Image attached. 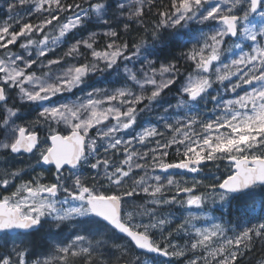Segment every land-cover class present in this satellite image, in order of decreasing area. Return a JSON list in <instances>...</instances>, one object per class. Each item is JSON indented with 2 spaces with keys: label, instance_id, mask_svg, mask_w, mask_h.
Listing matches in <instances>:
<instances>
[{
  "label": "snow or ice",
  "instance_id": "6c2138e0",
  "mask_svg": "<svg viewBox=\"0 0 264 264\" xmlns=\"http://www.w3.org/2000/svg\"><path fill=\"white\" fill-rule=\"evenodd\" d=\"M4 12L0 154L28 159L0 169V264H241L264 241V0Z\"/></svg>",
  "mask_w": 264,
  "mask_h": 264
},
{
  "label": "trees",
  "instance_id": "16d2710c",
  "mask_svg": "<svg viewBox=\"0 0 264 264\" xmlns=\"http://www.w3.org/2000/svg\"><path fill=\"white\" fill-rule=\"evenodd\" d=\"M3 15L4 14L2 12H0V19L3 18ZM173 91H175V90H173ZM171 96H172V94L169 93V95H168V99L169 100H171ZM208 107L210 108L211 107V104H209ZM224 167H225V165L222 163L220 165V171H223L224 170ZM212 171L215 172L216 175H219L220 174L219 172H217L216 168L212 164H209L208 167L204 168V173L205 174H207L208 172L209 173L210 172L213 173ZM192 175L193 174H189L188 177H191ZM208 181H206V183H210L211 182V180H208ZM178 208H179V206H176V207H174V208H172L170 210L175 211V212L177 211L178 214H180L181 212L178 210ZM212 214L214 216H219L220 215L219 208L218 207L215 208L213 210ZM227 218H228L227 217V214L225 213V219H227ZM232 219L235 221L237 219V216L235 214H233ZM262 256H264V241H258V242H256V245H255V248L253 249V251L247 257H245L244 260L241 261V264H256V261L258 259H260Z\"/></svg>",
  "mask_w": 264,
  "mask_h": 264
},
{
  "label": "rangeland",
  "instance_id": "374dc122",
  "mask_svg": "<svg viewBox=\"0 0 264 264\" xmlns=\"http://www.w3.org/2000/svg\"><path fill=\"white\" fill-rule=\"evenodd\" d=\"M4 3H5V0H0V12H2L4 15H3V18H4V16H5V12H4ZM2 18V19H3ZM235 42H237V41H233V40H229V43L231 44V43H235ZM98 87L99 86H101V85H97ZM29 118H31V117H29ZM144 119H152V120H154L155 119V115H152L151 117H145ZM21 159H23L25 162L27 161V157H23V158H20V157H17V158H15V159H13V158H11V157H9L8 159H7V163L5 164L4 163V160H5V157H4V155H2V154H0V169H2V168H4V167H7V166H14V167H26V163H21ZM213 172V171H212ZM213 173H215V172H213ZM95 173L94 172H86L85 173V175H88V176H91V175H94ZM207 174H209V175H211L212 173L210 172H208ZM28 177H26L25 179H27ZM189 179L191 178V177H188ZM209 182V181H208ZM17 183H19V181H17ZM0 191H2V190H0ZM166 211H172V210H166ZM173 213H177L178 214V212L176 211H172ZM179 215H182V213H180ZM213 215V214H212Z\"/></svg>",
  "mask_w": 264,
  "mask_h": 264
},
{
  "label": "flooded vegetation",
  "instance_id": "af4514ba",
  "mask_svg": "<svg viewBox=\"0 0 264 264\" xmlns=\"http://www.w3.org/2000/svg\"><path fill=\"white\" fill-rule=\"evenodd\" d=\"M176 215H179V214L176 213Z\"/></svg>",
  "mask_w": 264,
  "mask_h": 264
}]
</instances>
